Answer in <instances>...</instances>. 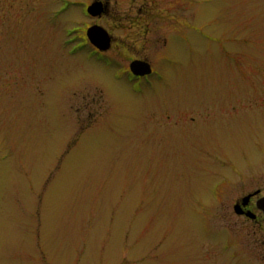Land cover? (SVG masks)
Instances as JSON below:
<instances>
[{
  "label": "rangeland",
  "instance_id": "1",
  "mask_svg": "<svg viewBox=\"0 0 264 264\" xmlns=\"http://www.w3.org/2000/svg\"><path fill=\"white\" fill-rule=\"evenodd\" d=\"M108 1L188 27L159 77L75 53L90 0H0V264H264V0Z\"/></svg>",
  "mask_w": 264,
  "mask_h": 264
},
{
  "label": "flooded vegetation",
  "instance_id": "2",
  "mask_svg": "<svg viewBox=\"0 0 264 264\" xmlns=\"http://www.w3.org/2000/svg\"><path fill=\"white\" fill-rule=\"evenodd\" d=\"M96 1H99L103 4V8L105 11L101 15L92 16L87 8L95 3ZM138 10L133 17L129 16L127 13L122 15L121 22H119L120 29L124 31L125 34L120 35L117 39L115 38L113 32L111 29H109L107 26H103L100 21L106 18L107 16L110 18V9H109V1L108 0H90V2L85 7V10L87 11L88 16H90V19L92 20L91 23H88L85 26V35L81 37L84 42L82 41L79 47L75 50V53L83 52L88 54L93 60L99 61L105 65L111 64V63H121V62H128V66L126 67V64L123 65V70L119 69L120 72H122L128 76V78L136 83L139 84L142 82H149L151 77H159L158 74H156V67L152 63V60L148 55H146L144 52L149 47L151 48V44L153 43L152 37L154 39L157 37V43L159 42V49L157 52H161L162 50L166 49L168 47V44L170 42V39L173 36H180L185 37L188 31V27L186 26L183 31H174L172 28V32L159 33L160 28H154L152 18L148 17V8L146 6H138ZM147 16V17H146ZM100 25L104 29H107L110 37L112 39L109 47L107 50H102L98 47H96L87 37V29L92 26ZM163 32V31H162ZM74 53V52H73ZM143 60L147 63H150V67H152V72L148 75H136L132 72L130 68V64L133 61ZM122 64V63H121ZM118 66L117 68H119ZM246 197H249L246 201ZM264 198V186L257 187L253 191L246 192L245 195L239 197L236 199L234 203V212L236 215H239L242 218L248 219L249 221H252L255 225H263L264 224V212L261 210L257 204L258 200ZM236 204L240 205L239 210L236 211ZM258 239H255L257 246H261L264 249V232H259L257 235ZM15 253L12 252L10 259H15ZM4 257V255H3ZM4 260L6 258L4 257ZM3 261L2 257L0 256V263Z\"/></svg>",
  "mask_w": 264,
  "mask_h": 264
},
{
  "label": "water",
  "instance_id": "3",
  "mask_svg": "<svg viewBox=\"0 0 264 264\" xmlns=\"http://www.w3.org/2000/svg\"><path fill=\"white\" fill-rule=\"evenodd\" d=\"M88 12L92 15H101L105 9L103 8V4L99 1H96L95 3L91 4L87 8ZM87 37L88 39L98 48L102 50H107L109 47L112 39L110 37V34L107 29H104L100 25L92 26L87 29ZM130 68L132 72L136 75H148L149 73L152 72V67H150V63L143 61V60H138V61H133L130 64ZM249 197H246L244 201H246ZM259 208L263 210L264 212V198L258 200L257 202ZM236 211L239 210L240 205L236 204Z\"/></svg>",
  "mask_w": 264,
  "mask_h": 264
}]
</instances>
